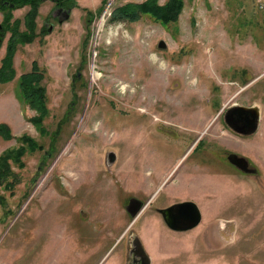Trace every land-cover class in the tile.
I'll list each match as a JSON object with an SVG mask.
<instances>
[{
  "label": "rangeland",
  "instance_id": "1",
  "mask_svg": "<svg viewBox=\"0 0 264 264\" xmlns=\"http://www.w3.org/2000/svg\"><path fill=\"white\" fill-rule=\"evenodd\" d=\"M141 1L69 0V17L58 21L44 0L39 34L18 44L15 78L0 81V123L43 150L27 151L22 167L11 163L18 180L11 191L0 186V264H131L135 238L150 264H264V0H182L168 24L144 15L111 20L117 6ZM27 9L13 10V18ZM2 19L0 57L9 36ZM33 60L46 70L45 135L28 121L35 110L17 83ZM253 105L255 133L227 129L228 109ZM203 141L252 159L258 175L214 163L198 172L193 159L203 158ZM16 146L0 134V153ZM172 167L176 180L157 197L205 194L201 223L168 236L148 217L135 223L125 205L149 195L158 168ZM197 185L204 192L194 193Z\"/></svg>",
  "mask_w": 264,
  "mask_h": 264
},
{
  "label": "trees",
  "instance_id": "2",
  "mask_svg": "<svg viewBox=\"0 0 264 264\" xmlns=\"http://www.w3.org/2000/svg\"><path fill=\"white\" fill-rule=\"evenodd\" d=\"M68 1L52 0L55 5L61 4V2L68 3ZM43 2L44 0H0V12L2 13V22L4 24L2 25L4 27L3 32L9 33L4 55L0 57L1 82H8L15 78L16 72L13 68V57L18 44L31 43L39 34L37 32L36 19ZM67 5L69 8L72 6L70 3ZM182 5V0H167L163 5L158 4L157 0H144L139 3L126 2L114 8L111 14V20L135 22L144 15L153 18L156 22L168 24L170 22H176ZM24 6H27L28 9L22 19L13 18L12 11ZM45 31L46 29L43 27L41 33L44 34ZM1 42L2 39L0 38V45ZM45 76L46 70L40 67L36 60H33L31 69L17 77L19 92L22 98L31 109L35 110V114L29 117L28 121L35 126L41 135L48 133V129L44 125V120L49 116V108L47 106L48 96L46 87L43 84ZM64 118L65 116L63 120ZM0 134L6 140L15 138L19 143V146L7 147L0 153V186L6 191H11L18 182L11 168V163L22 167L24 165L22 157H24L26 152L41 151L43 150V145L27 133L14 137L10 127L5 122L0 123ZM52 143L53 140H51L50 144ZM50 146L52 150V145ZM48 154L49 150L44 152L45 157ZM2 199L4 198L0 195V204H2Z\"/></svg>",
  "mask_w": 264,
  "mask_h": 264
},
{
  "label": "flooded vegetation",
  "instance_id": "3",
  "mask_svg": "<svg viewBox=\"0 0 264 264\" xmlns=\"http://www.w3.org/2000/svg\"><path fill=\"white\" fill-rule=\"evenodd\" d=\"M54 6L56 7L55 12L57 14L58 21H60L59 15H62L63 11L69 8L67 7L65 9L59 4L57 5L54 4ZM0 14L2 16L1 12ZM234 107L235 106L231 107L228 110H231ZM224 117H225V113H224ZM233 117H236V115H233ZM226 127L227 129L229 128L233 132L239 133L233 128H231V126L229 125H227ZM236 128L238 130L244 129L239 134L246 135V136L252 135L256 131L254 130L253 132H247L248 130L244 127V122L236 123ZM202 136H204V134H201V136L199 135V138H198V140H200V143H202L201 142ZM189 145L190 143L185 145L187 149ZM201 148H200V157H203V158L199 159L198 161H195L193 159L195 163V167L198 170V172L201 171L202 169L201 164H203L205 167V166H210L211 163H214L216 164L215 169L217 170L220 168V165H225V167L229 168L231 171L232 169L234 170L236 169L242 172L243 174H247L251 176L258 175L259 169H258L257 164L254 163L252 159L245 158L247 156L245 157L238 156L236 154L237 151L233 149L232 147H229V146L223 147L218 144L214 146L213 145L211 146V144L206 145V142L203 141V145L201 146ZM213 157H222V163L223 162L224 163L223 164L220 163V160H217L216 158H213ZM209 160H213L214 162H210ZM173 169L174 167L166 168V169L158 168V175L155 176L154 178L149 179V181H151L153 184H155L158 181L155 186L150 188L149 195L145 197V195L140 194L139 196L131 197V198H134L137 202L136 203L137 207L134 210L135 215L134 217H132L134 219V222L136 223V222H140L141 220L143 221L145 217H148L153 221V225L155 227L167 229L165 233L168 236L169 235H180L184 233L185 231L193 229L194 227H196L197 225L201 223V220L203 218V210H202L201 202L198 199H201V197H203L205 194L203 193L200 195V197H198V196H194L191 192L190 194L187 192L186 195L179 196V195H174L173 192L171 193L170 191L167 190L165 192V195L161 199L157 197L156 193L159 188L165 189L167 185L173 183V181L176 180L175 175H173ZM198 172H196L195 169L187 170L185 172V175L183 176L184 177L183 183L186 182L185 180L188 179V177L190 176L195 177V175ZM199 184L202 185L201 183ZM200 185L199 186L197 185V187L195 186L192 188L193 190H195L194 193H200L201 191H203L204 187H201ZM188 202H192L193 204L196 205L199 211L200 220L196 226L189 228V229H184L186 225L190 224L193 218L192 205H190L191 203L186 204ZM127 206L128 204L125 205V210L129 213V211L127 210ZM142 215L143 217L139 219V217H141ZM166 234H164V236H167ZM137 241H138L137 238H135L133 241L134 247L131 250L129 262L131 264H150V258L148 257V254L144 251V249H143V252H141V249L139 250V246L136 243Z\"/></svg>",
  "mask_w": 264,
  "mask_h": 264
},
{
  "label": "water",
  "instance_id": "4",
  "mask_svg": "<svg viewBox=\"0 0 264 264\" xmlns=\"http://www.w3.org/2000/svg\"><path fill=\"white\" fill-rule=\"evenodd\" d=\"M69 12H70V9L64 10L62 13V18L60 19V21L66 20L69 17ZM158 47L159 48H165L166 47L165 42L160 40L158 42ZM233 115H236V117H233ZM258 119H259V109L255 105H253V106H235L233 109L227 110L225 112V122L229 126H231V128H233L234 130H236L239 133L242 132L244 129L238 130L236 128V123L244 122V127L248 130L247 132H253L257 128V120ZM114 159H115V154L113 152L109 153L108 157H107V163L111 164ZM136 203H137L136 200L134 198H131L129 200V203L127 206V210L129 211V213L132 217H134V215H135L134 210L137 207ZM189 203H191L190 205H192L193 218H192L190 224L186 225L184 227V229H189V228L196 226L200 220L198 208L192 202H188L186 204H189ZM136 243L139 246V250L141 249V252H143V247L141 246V243L139 241H137Z\"/></svg>",
  "mask_w": 264,
  "mask_h": 264
},
{
  "label": "bare ground",
  "instance_id": "5",
  "mask_svg": "<svg viewBox=\"0 0 264 264\" xmlns=\"http://www.w3.org/2000/svg\"><path fill=\"white\" fill-rule=\"evenodd\" d=\"M99 74H100V73H98V72L94 74V80L97 78V76H98Z\"/></svg>",
  "mask_w": 264,
  "mask_h": 264
},
{
  "label": "crops",
  "instance_id": "6",
  "mask_svg": "<svg viewBox=\"0 0 264 264\" xmlns=\"http://www.w3.org/2000/svg\"><path fill=\"white\" fill-rule=\"evenodd\" d=\"M70 9V8H69Z\"/></svg>",
  "mask_w": 264,
  "mask_h": 264
}]
</instances>
